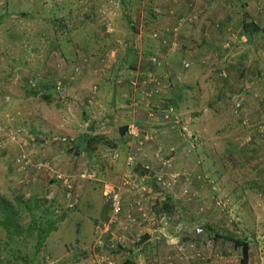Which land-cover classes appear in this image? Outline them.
<instances>
[{
    "label": "crops",
    "instance_id": "0c3cea01",
    "mask_svg": "<svg viewBox=\"0 0 264 264\" xmlns=\"http://www.w3.org/2000/svg\"><path fill=\"white\" fill-rule=\"evenodd\" d=\"M157 3L160 4V8L156 9L159 15L155 26L160 34L156 38L152 37L153 40H148L152 47L147 48L149 54L145 55V58L147 57L145 61L139 55L132 57L129 51L131 44L128 42L133 41L134 36L126 26L121 38L126 36L129 38L106 53L101 51L98 62L92 56L91 46L85 45L89 42L87 37L82 45L70 44L69 60L65 58L63 64L66 66L56 64V68L53 67L55 70L53 75L57 77L61 74L60 69L65 67L72 74H77L83 67L90 68L86 69L81 78L75 77L77 84L85 77L89 79L95 75V71L91 70L99 63L103 64L106 60L104 57L111 54L114 59L113 67L117 69L116 65L121 66L122 71L118 74L123 75L122 81L125 80L127 87V81L138 72H154L160 78L164 77L162 80L167 89L163 93L161 90V97L160 95L154 97L156 99H153L155 100L153 107L159 106L162 100H170L176 106L175 113L179 125L167 126L157 115L158 119L157 117L153 119V123H156L153 129L152 119L146 112V109L152 110V101L151 105L143 103L139 100L138 94L127 100L128 104L130 101L134 103L124 107L123 111L117 108L118 110L106 112L110 117L108 121L126 115L129 123L120 127L131 123L144 127L145 129L140 128L151 135L150 140L141 148L136 159L137 165L133 169V174L147 187V192L141 194L124 190L120 192L123 210L120 223L112 235H107L106 238V241L110 242L109 246L116 245V249L110 252L113 254L112 258L117 263L122 261V264H221L215 258L220 254L229 261L226 264H241V261L233 262L234 255L241 257L242 260L240 246L235 247L231 242L237 240L248 243L243 264H264V253L255 247L254 238L237 230L246 228L245 220L254 218L255 214L263 210L264 160L262 159L263 164L258 168V172L251 178L249 176L244 178V184L241 183V188H238L231 181L229 162L220 154L222 148L231 147V143L237 139V136L229 132L233 128L223 125V118L227 112H221L226 108V102L228 104L230 102L234 109L232 98L241 104L239 118L249 123L243 130L246 138L240 147L257 150L260 148L258 146L264 144V136L259 134L261 132L259 125L264 122V30L259 28L258 31H243V25H240V22L244 24L247 21L257 25L256 21L264 18V3L259 0H158ZM231 22H238L240 29L237 34L231 33L230 28L226 30ZM175 25L180 27L179 30L174 27ZM173 27L175 29H169ZM111 31L110 36L106 34L107 41L113 37ZM174 36H178L183 44V53L180 50L174 53L168 51ZM135 38L138 41L141 36L137 35ZM227 45L229 47L225 49ZM136 48L139 49L138 46ZM80 56L86 57L87 63L79 62ZM150 57L160 62L158 68L148 61ZM183 61L189 63L188 70L182 69ZM120 75L115 87L118 95ZM76 92L81 95L83 90L74 88L73 93ZM92 94L96 95L93 92ZM131 105L137 109H131ZM29 113L20 112L24 120L26 118L27 123L32 125L26 128L28 134L34 131L42 132V135L37 134V137L43 136V140L47 137L43 134L45 132L53 136L66 132L65 135L71 137L73 131L69 127L60 128L61 118L48 120L42 112H35L36 124H33ZM86 122L90 128L96 125L92 120ZM124 139L122 137L123 141ZM48 142L50 144V141L45 140L42 144L39 143V146L44 147ZM109 147L115 150L112 157L110 154L113 159L115 154L119 153V149L113 142ZM128 151L125 145L121 176L128 172L124 167ZM53 161L55 162L51 160ZM111 162L114 167L119 166L116 160ZM144 166L149 168V174L143 171ZM159 173L165 179L174 177L173 186L166 189L155 185L151 175ZM104 190L110 191L113 187L106 184ZM220 201H225L230 210L241 216L240 226L227 219L217 206V202ZM163 202L175 208L171 210L170 207V211H165L167 209L163 208ZM137 203L144 207L146 220H142L136 214ZM105 207L100 222L102 224L111 214L109 204ZM129 216L136 220L133 225L129 224ZM208 227L212 232L207 231ZM197 228L204 230L203 239L195 237L194 231ZM194 241L200 251L199 255L188 249V245ZM182 246L184 248L180 251Z\"/></svg>",
    "mask_w": 264,
    "mask_h": 264
},
{
    "label": "rangeland",
    "instance_id": "374dc122",
    "mask_svg": "<svg viewBox=\"0 0 264 264\" xmlns=\"http://www.w3.org/2000/svg\"><path fill=\"white\" fill-rule=\"evenodd\" d=\"M149 1L154 4L155 10L160 8L158 0ZM259 1L264 3V0ZM90 9L95 11V18L83 23L85 12ZM128 9L138 18L137 32L141 36L140 40L134 38L128 43L141 49L136 48V51L145 61V55L149 54L147 48L152 47L149 41L153 40L154 34L159 36L160 31L156 23V26L149 25L151 16L148 23L144 21L142 6L134 3ZM123 16L124 10L120 8L118 0H0V264H97L100 253L94 245L97 229L102 224L108 195L112 192L104 190V186L110 184L113 190L117 187L127 144L126 139L123 141L119 137L118 131L122 124L128 122L126 115L108 121L110 117L106 112L117 108L123 111L124 107L134 103L130 101L128 104L127 101L134 96L129 85L131 79L127 81L128 88L125 80L122 81L123 75L118 74L122 71L121 66L116 65L117 69L113 67L111 54L104 57L106 60L103 64L99 63L91 70L95 71V75L89 79L85 77L77 83L79 85L75 84L76 78H81L90 68L83 67L77 74H72L65 67L60 69L61 74L57 77L53 75V67L56 68V64L66 66L63 64L71 51L70 44H81L87 37L89 42L85 45L91 46L92 56L98 62L101 51L114 49L129 38H121L126 30ZM256 22L259 28L264 29V18ZM176 25L174 27L179 30L180 27ZM227 26L226 30L230 28L234 34L240 29L238 22H231ZM110 31L113 37L107 41L106 34L110 36ZM82 56L79 62L87 63L88 59ZM111 67L113 69H109ZM119 75L121 84L118 95L115 87ZM41 83H46L47 87H38ZM58 83H61V89L56 91ZM74 88L83 90V93H73ZM94 88L96 95L92 94ZM162 93L157 96L161 97ZM46 96L49 97L48 101L45 100ZM138 96L143 103L151 105L152 101V106L153 99H156ZM4 97L9 99L6 103ZM226 104L224 111H221L227 112L223 125L231 126L233 130L229 132L237 139L231 143V147L222 148L220 154L230 164L231 181L241 188L244 178L254 176L263 164L264 144L258 146L260 148L257 150L240 147L246 138L243 130L249 123L245 121L246 125H243V120L239 118V113L235 114L237 111L231 103ZM130 108L137 109L133 105ZM146 110L152 119L153 129L156 126L153 119H158V116H152V110ZM20 112H30L33 124H36L35 112H42L48 120L61 118L60 128L69 127L73 133L71 137L65 135L66 132L53 136L44 131L43 134L47 136L45 140L50 144L48 142L40 147L39 143L45 140L43 136L37 137V134L42 135V132L28 134L26 128L32 125L27 123L26 118L24 120ZM86 120H92L96 125L90 128ZM263 126L264 122L259 128ZM259 134L264 136V129ZM52 136L67 142L73 140L71 145L76 143L80 150L90 143L92 152L86 154L83 150L79 156L70 155L66 148L68 145L53 142ZM91 138H95L94 141ZM112 142L119 149L113 159L111 157L115 150L109 147ZM111 160H116L119 166L114 167ZM27 161L29 165L25 167ZM40 163L48 164L47 169H37ZM82 174L94 177L82 179ZM11 213L14 218H10L18 226L16 230L13 229L14 235L11 234L12 229L8 234L2 226ZM237 216L240 226L242 218L239 214ZM254 216L245 220L246 228L237 230L248 234V237L252 236L255 247L264 253V206ZM41 228L45 234L42 233L39 245ZM111 262L123 263L115 262L114 258Z\"/></svg>",
    "mask_w": 264,
    "mask_h": 264
},
{
    "label": "built area",
    "instance_id": "2783aa9c",
    "mask_svg": "<svg viewBox=\"0 0 264 264\" xmlns=\"http://www.w3.org/2000/svg\"><path fill=\"white\" fill-rule=\"evenodd\" d=\"M155 37V36H154ZM171 49H175L176 45L171 44ZM151 63H156L155 59H150L149 60ZM182 68L184 70H188L190 68V65L187 61L182 62ZM263 80V79H262ZM264 81V80H263ZM130 89L133 93V95L139 94L141 97L144 99H149L151 100L154 96L160 95V92L162 88L160 87L161 85L157 82L156 78L152 73H141L138 72L130 81H129ZM61 89V83H58L56 85V91H59ZM95 93L96 88L93 89ZM9 99L7 97H4L3 101L6 103ZM233 100V105L234 109L237 111L235 114H238L241 111V104H239V101H237L235 98H232ZM172 110H169L171 112ZM239 111V112H238ZM167 119V117H165ZM179 119L177 116H175L171 120V125L173 127L179 125ZM243 125H246L245 121L242 122ZM262 133L264 126L259 128ZM5 131V128L4 130ZM126 140H127V148L129 149L126 159H125V170L128 171L124 175L121 176L117 187L112 190V192L108 195V204L110 207V217L109 219L101 224L100 228L97 229V237L95 240V249L99 251L100 253L97 256V264H112L111 259L112 257L109 255L107 252H111V250L116 249V245L112 246L109 241H106V238L108 237L107 235H112V232L115 228L119 226L120 223V216L122 214V198H121V193L122 190L128 191L129 193H134V194H141L145 191L147 192L146 189L147 187L144 186L141 182L138 181V178L133 174V167L136 166V159L138 157L139 152L142 150L141 148L143 147L145 142H148L150 140L149 134H147L144 130H142L140 127L130 124L127 126V131H126ZM11 138V137H10ZM54 141H60L61 143H65V145H70V142L65 141V139H53ZM249 143V141L247 142ZM264 160V158H263ZM25 167H28L29 161L25 162ZM48 164L40 163L36 166L37 169L43 170L47 169ZM30 167V166H29ZM143 169L148 172L149 174V168L147 166H144ZM41 170V171H42ZM132 171V172H131ZM93 175H81L82 179H93ZM151 179L155 183V185L161 187V188H170L174 184V177L173 178H167L165 179L162 174H156L151 176ZM69 189V188H68ZM217 206L220 207L222 212L228 216L230 220H232L234 223L237 224L239 219L235 216V213L230 210L226 204L225 201H220L217 202ZM135 212L137 215L142 220L147 219V214L144 209V207L140 204L137 203L135 205ZM129 219V224L133 225L136 220L131 218V216L128 217ZM195 237L199 239H203L204 236V231L202 228H197L194 231ZM110 248V249H109ZM183 246L180 251L183 250ZM188 249L190 252H194L196 255L200 254V251L197 248V245L195 244V241L190 243L188 245ZM216 260L221 263V264H226L227 258L223 257L222 255L218 254L216 257ZM241 261V257L238 258L237 256H233V262L234 263H239ZM169 264V263H168Z\"/></svg>",
    "mask_w": 264,
    "mask_h": 264
},
{
    "label": "trees",
    "instance_id": "16d2710c",
    "mask_svg": "<svg viewBox=\"0 0 264 264\" xmlns=\"http://www.w3.org/2000/svg\"><path fill=\"white\" fill-rule=\"evenodd\" d=\"M120 1V8L122 9V10H124V16H123V20L125 21V23H126V26L131 30V32L133 33V36H134V38H135V36H137V35H139L138 34V29H137V26H138V24H136L137 22H138V18H136V17H134L133 16V14L129 11V9L128 8H130L131 7V5H132V2L133 3H136V5H140V6H142V9H143V13H144V16H145V20L144 21H146L147 23H148V18L151 16V21H150V26H154L155 25V23H156V21H157V17H158V12L155 10V8H154V4L153 3H151V1H149V0H119ZM130 4V5H129ZM129 5V6H128ZM95 11H93L92 12V9H90L87 13L85 12V16L83 17V23L85 22V23H87L89 20H93L94 18H95V15L93 14ZM23 17H25V16H23ZM82 23V24H83ZM94 22H92V23H90V24H93ZM147 26H148V24H146ZM243 25V31H247V30H251V31H258L259 30V26L258 25H256V24H254L253 22H251V21H249L247 24L246 23H244V24H242ZM262 29V28H261ZM262 30H264V29H262ZM140 33V32H139ZM155 36V37H154ZM157 37V35L156 34H154L153 35V38H156ZM178 36H174V38H172V42H171V44H175L176 45V48L173 50V49H171V47H170V45H169V49H168V51L169 52H178V50H180L181 51V53H183L184 52V47H183V44H181V43H179L178 41H179V37L177 38ZM58 46L60 47V44H58ZM51 48H54V46H51ZM129 51H130V53H131V55H132V57H136V55H137V57H138V51H136V47H133V46H131L130 47V49H129ZM50 52H51V50H49L48 51V54H50ZM53 53V52H52ZM104 53H106V52H104ZM150 59H155V58H152V57H150L149 59H148V61L150 60ZM156 60V63H152V66H154L155 68H158L159 66H160V62L157 60V59H155ZM184 62V61H183ZM181 67H182V63H181ZM183 69V68H182ZM184 70V69H183ZM147 74V73H146ZM152 75H154L155 76V78H156V80H157V82L161 85L160 87L162 88V90L164 91L165 89H167V85H165V83L163 82V80H162V78H164V77H162V78H160L156 73H154V72H152ZM164 83V84H163ZM166 86V87H165ZM38 87H43V88H46L47 87V85H46V83L45 84H38ZM155 97V96H154ZM153 99V98H152ZM45 100L46 101H48L49 100V97L48 96H46L45 97ZM156 107V108H155ZM169 110H172L171 112H169ZM175 110H176V106H175V104H173V102H171L170 100H162L161 101V103H160V105L159 106H152V116H154V114L155 115H158L159 117H160V119L161 120H163L164 122H165V124L167 125V126H170L171 125V120L176 116V113H175ZM165 117H167V119H165ZM172 126V125H171ZM119 137L120 138H125L126 139V131H127V126H123V127H121V128H119ZM97 137V136H96ZM99 137H97V139H98ZM93 141H94V139L95 138H91ZM99 139H101V138H99ZM69 142H70V146L68 145V146H66V148H67V150H68V152H69V154L70 155H76V156H79L80 155V153L83 151V150H85V151H83V153L84 152H86V154H90L91 152H92V150H91V144L90 143H87V146L86 147H84L82 150H80V148H79V146L76 144V143H74V146L73 145H71L72 143H73V140H68ZM244 146V145H243ZM143 171H145L144 169H143ZM146 172V171H145ZM148 173V172H147ZM150 173V172H149ZM152 176V175H151ZM164 203V202H163ZM166 207V208H165ZM170 207H171V204H169V203H164L163 204V208H165V209H167V210H165V211H170ZM172 208H175V207H171V210H172ZM163 211V210H162ZM226 215V214H225ZM235 216L236 217H238L237 216V214L235 213ZM14 218V216L12 215V213L11 214H9V216L7 217V219H6V222L4 223V224H2V226H3V228H4V230L9 234L10 232H9V230H11L12 229V231H11V234H13L14 235V233H15V231L13 230V229H17L18 228V226H17V223L13 220V219H11V218ZM226 217H227V219H229L228 218V216L226 215ZM52 223H55V222H52ZM234 224H236V223H234ZM42 231V232H41ZM204 231V230H203ZM208 232H212V230H211V228H209L208 227V230H207ZM42 233H44L43 232V229L41 228V229H39V236H38V238H39V245H41L40 244V239H41V235H42ZM45 234V233H44ZM231 242L233 243V245L235 246V247H238V246H240V248H241V252H242V260H241V264H243L244 263V261L246 260V254H247V248H248V243H245V241L243 242V241H237V240H231Z\"/></svg>",
    "mask_w": 264,
    "mask_h": 264
}]
</instances>
